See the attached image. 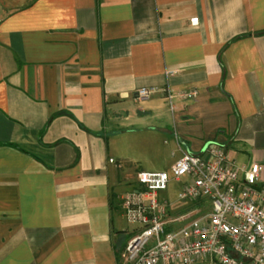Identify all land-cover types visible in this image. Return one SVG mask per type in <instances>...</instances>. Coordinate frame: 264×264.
I'll list each match as a JSON object with an SVG mask.
<instances>
[{
	"label": "crops",
	"instance_id": "1",
	"mask_svg": "<svg viewBox=\"0 0 264 264\" xmlns=\"http://www.w3.org/2000/svg\"><path fill=\"white\" fill-rule=\"evenodd\" d=\"M211 144L264 185V0H0V264H128L126 161Z\"/></svg>",
	"mask_w": 264,
	"mask_h": 264
},
{
	"label": "built area",
	"instance_id": "2",
	"mask_svg": "<svg viewBox=\"0 0 264 264\" xmlns=\"http://www.w3.org/2000/svg\"><path fill=\"white\" fill-rule=\"evenodd\" d=\"M192 24L197 18L191 19ZM156 87H140L147 98ZM260 166L237 165L219 144L183 152L166 171L137 173V188L120 196L133 225L124 256L128 264H264V185ZM178 210L161 192L180 181Z\"/></svg>",
	"mask_w": 264,
	"mask_h": 264
},
{
	"label": "rangeland",
	"instance_id": "3",
	"mask_svg": "<svg viewBox=\"0 0 264 264\" xmlns=\"http://www.w3.org/2000/svg\"><path fill=\"white\" fill-rule=\"evenodd\" d=\"M154 150H158L159 153V160L156 159V155L154 154ZM151 151V150H149ZM153 151V152H152ZM150 153L145 154V159H143V162H129L126 161V165L130 167L136 166L138 169H144V170H160V169H165L169 172L170 176V170L166 164L168 163L167 161V149L164 147H160L156 145V148L154 147ZM180 190V186L178 183L173 179L170 180L167 186V190L164 193L165 197L168 199L170 203H172V209L173 210H178L182 207H186L189 203L186 201H181L178 199V192ZM122 225L125 231L128 233L131 231L132 226L127 223L124 219H122Z\"/></svg>",
	"mask_w": 264,
	"mask_h": 264
}]
</instances>
